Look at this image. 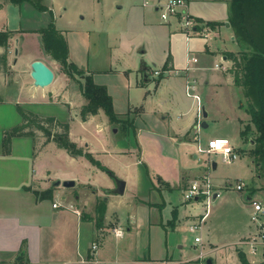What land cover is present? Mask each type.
I'll return each mask as SVG.
<instances>
[{
	"label": "crops",
	"instance_id": "1",
	"mask_svg": "<svg viewBox=\"0 0 264 264\" xmlns=\"http://www.w3.org/2000/svg\"><path fill=\"white\" fill-rule=\"evenodd\" d=\"M50 1L48 7L52 9V0ZM115 1L120 2L117 7L118 10L126 12L132 17L146 19V14H158L155 4L164 0ZM146 1H149L150 4L145 5ZM186 1L188 10L196 20L197 26L194 29L195 32L191 36H187L180 29L177 20L174 19L167 23L169 26L175 23L177 30L174 31H179L183 36V45L179 46L175 39L178 34L173 32L170 34V45L167 49L169 51H166L163 58L164 66L168 56L171 55L172 57V70L168 71V76H176L175 73L180 72L182 77L193 76L197 79L195 70H208L211 67L208 65L211 59L221 57L227 63L229 76L215 79L206 77L204 81L197 80L196 92H200L204 84L213 85L215 89L220 91L225 87L235 86L239 89L242 104L246 108L242 89L234 84V77L230 71L232 62L224 55L225 51H232L224 45L225 36L229 35L236 43L234 31L231 25H227L229 22V1ZM152 3L154 6L151 5ZM7 5L9 4L0 0V12ZM211 23L216 24L211 25ZM1 29H9L7 23H3ZM31 33L27 32L23 35L26 37ZM209 34L223 41V44L218 48H212L207 41ZM16 39L15 42L18 43ZM142 50H140L141 53ZM2 52L3 49L1 48L0 54ZM14 55L17 56L15 50ZM15 57L12 70H15V62L19 59H15ZM38 59L44 61L54 71V80L56 78L58 82L63 80L59 84L62 89L66 90L67 87L62 85L64 81L68 80L67 74H57L50 60L44 56H32L23 70L28 67L31 72V63ZM193 59L197 60L194 61ZM188 64L192 67L189 71L186 69ZM219 67L221 66L219 65ZM219 67L214 64V68ZM98 76L95 75L96 78ZM165 77L166 74L163 78ZM162 79L155 82L157 88L162 83ZM8 83L7 75L0 72V85L5 86ZM146 83L143 79L138 84L144 86ZM101 84L107 85L106 83ZM107 87L113 97L116 110L115 98L109 83ZM43 89L44 102H61L71 108L70 102L62 100L63 93H59L60 90L50 88V86ZM164 99L161 102L164 108L156 111H147L143 104L135 105L130 101H128L125 111L116 110L122 115L126 114L130 107H141L140 112L135 116V130L129 128L124 135H121L124 136V141L117 138L119 135L115 133L116 128L113 129L115 134L110 135L108 133L107 136L102 135V129L97 126L99 134L95 133L97 135H94L95 140L90 139L89 141V138L84 136L80 137L81 141H75L80 146H86L108 170L126 181L124 194L121 195L110 193L115 182L109 171L93 165L82 156L78 158L85 159V167L90 164L91 168H94L93 176L56 171V178H61L58 179L61 184L57 185L52 170L45 166L41 168L38 166L41 150L47 144L54 143L52 141L45 143V138L42 136L37 138L38 145L42 147L38 146V151L34 148L35 144L32 137L16 136L12 139L11 153L5 154L3 149L4 132L18 124L21 117L17 112L12 118L13 123L3 125L0 122V264H91L90 262L93 260L100 264H128L144 261L185 263L198 259L203 261L199 256L201 250L205 255L208 254L212 257L205 258V260L211 259L213 264H241L238 249L242 250L253 264L264 261V250L261 252L262 259L256 261L247 253V250L251 249L250 245L244 244L258 234V225L251 220L250 199H258L256 193L252 194V188L247 192L245 204L248 208L246 210L242 207L239 208V210L242 209L240 210V217L244 221L241 219L238 221L240 226L235 231L227 235L221 234L222 231L218 228L217 223L221 214L212 217L209 211L210 214L208 213L204 220L201 230L193 233L194 241L191 248L186 250L185 246L181 244L180 248L184 251L177 257L169 253L167 246L170 241L169 237L174 235V241L181 243V239L176 238L181 236L180 227L185 225L189 230V226L205 212L204 205L199 199L193 201L184 199V190L195 180L202 179L204 176L210 177L211 173L208 163L202 164V160H199L197 148L195 151L190 148L193 141L196 145L195 134L198 130L196 127L198 117L185 118L181 113L182 115L174 118L171 109L174 106L179 107V102L175 101L170 91ZM15 103L18 102L15 101ZM201 103L206 111L202 98ZM0 104L3 103L0 102ZM194 107L197 110L196 114H198L196 100H194ZM96 116H91L87 121L80 119L83 123H88ZM209 116L210 114L207 112L206 119ZM249 119L250 114L246 122ZM242 128L243 123L241 122L240 131ZM216 133L219 132L214 134ZM197 134L199 136V132ZM215 138L228 137L218 135ZM236 150L239 151V155H242L243 152L240 148ZM103 155L108 156V165L99 159ZM189 159H197L201 162L199 165H192L189 163ZM215 168H217V164ZM105 173H108V180ZM68 179H73L75 185L64 187L62 181ZM211 184L212 187L216 188V191L220 192V196L214 199L213 204H217L219 201L220 204H223V200H225L223 197L226 192L223 190L224 187L213 184L212 181ZM49 189H53V197L42 195ZM77 189L80 191H76ZM105 190L108 192V197L103 199ZM99 196L106 201L107 211L102 227L98 228L95 220V208ZM117 196L121 198L115 200L114 197ZM54 203H58V207H55ZM128 205L132 206L130 210H122ZM115 228H121L124 231L123 235L117 236L114 233ZM159 230L166 234L167 245H165V250L167 252L163 253L164 255L153 256L151 239H148L147 235L149 236ZM140 234L145 235V239L142 237L139 240L136 237ZM196 236L201 237V242L195 241ZM93 244H97L95 249ZM106 247H108L107 251L105 250Z\"/></svg>",
	"mask_w": 264,
	"mask_h": 264
},
{
	"label": "rangeland",
	"instance_id": "2",
	"mask_svg": "<svg viewBox=\"0 0 264 264\" xmlns=\"http://www.w3.org/2000/svg\"><path fill=\"white\" fill-rule=\"evenodd\" d=\"M50 2V0L45 1L49 6ZM115 2L114 0H52L51 8L54 13V22L68 40L70 60L86 72H94L95 75H99L97 78L95 77L98 82L110 84L117 111H125L128 101L135 105L143 104L147 111L163 109L161 102L165 100L164 98L167 97L170 91L175 101L179 102V107L174 106L171 109L173 117L177 118L178 115L183 113L185 118L190 116L197 118V110L194 107L195 99L193 96L186 94V78L180 76V72L175 73L176 76H168V71L162 67L165 53L169 51L167 49L170 45V34L172 32L178 34L175 38L178 45H183V36L179 31H174L175 29L177 30L175 23L172 26L167 25L161 19L159 12L158 14H146V19L132 17L126 12L118 10L117 7L120 2ZM146 2L145 5L150 4L149 1ZM151 5L154 6L153 3ZM49 21V12L38 11L30 3H25L22 6L9 4L0 12V27L3 23H7L8 28L11 30L20 28L40 29L46 27ZM19 37H23V39L20 40ZM16 38H18V43L15 42ZM207 39L212 48H218L223 44V41L216 39L210 34ZM224 45L232 51L240 49L239 45L229 35L225 36ZM16 48H18L17 56L14 55ZM142 49L145 50L144 53L140 52ZM34 55L44 56L50 60L57 74L65 73L58 61L44 53L40 34L32 32L26 37L23 34L14 36L9 56L11 69L14 65V57L16 56L15 59H19L15 62L16 66L15 70H12V75L7 76L9 83L5 86L0 85V97L3 98V102H1L3 104H0V122L3 125L13 123L12 118L17 114L15 108L17 104L15 101H17L31 111L69 121L72 126L71 136L74 141H81L80 137L84 136H87L89 141L90 139L95 140V136H97L95 133L99 134L97 127L102 129V135L108 136V133L110 135L116 133L119 135L117 138L124 141V136L121 135L125 133L120 126L108 123V117L103 111L88 123L81 121L80 109L86 100L81 93L79 85V79L81 78L78 75L76 78L66 75L68 80L64 81L62 85L67 87L66 90L60 86L63 80L58 82L57 78L50 85V88L58 89L60 90L59 93H63L62 100L70 102L71 108L61 102H44L42 96L44 89L34 85L28 67L23 70L26 63ZM142 64L149 67L151 75V81L144 86L138 84L143 80ZM214 64H218L221 67L214 68ZM208 65L211 66L208 70L193 71L198 76L197 79L193 76H189V78H193L197 83V80L204 81L206 77H211V79L224 78L230 74L226 67L227 63L221 57L212 58ZM156 71H159V74H156ZM165 74L166 77L163 78ZM160 79H162V83L157 88L155 82ZM199 95L204 100L206 111L210 114L208 119L203 116L198 118L200 120L199 138L202 146L206 147L208 141L213 137L223 135L231 140L234 151L238 155V158L234 160L224 161L221 154H199V160H202L200 162L202 164L204 162L208 163L211 173L209 178L212 183L222 185L224 187L223 190L226 191L223 197L225 198L223 204H220V201L217 204L212 203L210 212L212 217L221 214L217 219L218 228L222 231L221 234L227 235L240 226L238 225L240 219L243 220L240 217V210L242 209L239 210V208L242 207L245 210L248 208L245 203L249 189L252 188V194L256 193V197L264 203V169L259 168L258 164L248 154V151L254 145V134L249 133L245 139L241 137V122L243 127L249 124L246 122L249 118V113L242 104L239 89L234 86L225 87V89L220 91L215 89L213 85L207 86L204 84ZM140 110L141 107H130L128 111H131L130 116L135 118ZM122 115L124 116L125 114ZM204 121L208 126H202ZM251 127L253 130L252 124ZM115 128L116 131L113 130ZM215 132L219 133L214 134ZM35 146L36 151L41 147L38 145L37 140ZM190 148L195 151L196 145L194 141L191 143ZM235 148H240L241 152H243L242 155H239V151ZM40 154L38 166L40 168L45 166L51 169L55 180L61 179L60 177L56 178V171L61 173H79L88 177L93 176L94 168H91L87 161L88 167H85V159L81 160L78 157H72L65 149H58L54 143L47 144ZM99 159L108 165V156L103 155ZM199 160L189 159V163L199 165ZM214 162L217 164V168L213 167ZM105 174H107L105 176L108 180V173ZM240 181L245 184L244 189L241 191L236 188L237 183ZM212 188L213 190L216 189ZM76 191L79 192L80 190L77 189ZM103 194V199L108 197L107 190ZM114 198L117 200L121 197L117 196ZM99 199H102V197L99 196ZM131 207V205H128L127 208L122 210H130ZM179 230H181V236L176 238H180L181 243H176L174 235H172L169 237V245L166 243V234L160 230L149 236L147 235V238L151 239L153 256L165 254L167 252L165 245L168 246L169 253L174 257L184 251L180 248L181 244L185 246L186 250L191 248L194 234L185 225L181 226ZM136 237L140 240L142 237L145 239L146 236L140 234L136 235ZM263 246L264 244L258 246V251L255 254H252L251 249H248V255L256 261L261 260V252L264 250ZM107 248H105L106 251ZM205 258L212 257L206 254Z\"/></svg>",
	"mask_w": 264,
	"mask_h": 264
},
{
	"label": "trees",
	"instance_id": "3",
	"mask_svg": "<svg viewBox=\"0 0 264 264\" xmlns=\"http://www.w3.org/2000/svg\"><path fill=\"white\" fill-rule=\"evenodd\" d=\"M46 0H4L3 3L22 6L30 3L38 11L49 12L50 21L46 27L40 29H1L0 48V72L7 76L12 75L9 56L11 53L12 38L17 34L35 32L40 34L42 48L46 55L58 61L62 70L71 78L80 76L79 85L86 102L81 106L80 118L87 121L91 116L105 113L111 124L120 126L125 133L129 128L135 130V118L131 117V111L124 116L120 115L114 107V100L107 85L95 80L94 72H86L70 60L69 43L64 33L57 28L54 22L53 10L45 3ZM229 23L234 31V37L239 50L225 51L224 55L232 62L230 71L234 77V84L242 89V95L248 113L249 124L241 130V137L245 139L249 133H253V147L248 154L264 169V0H228ZM216 23H211L215 25ZM20 40L23 37H19ZM172 57L168 56L163 69L172 70ZM11 78V77H10ZM12 79V78H11ZM10 79V80H11ZM3 98L0 97V102ZM17 112L21 117L18 124L4 132L3 149L5 154L12 150V139L16 136H30L36 144L40 136L45 138V143L54 142L58 148L65 149L71 156H82L99 168L110 171L104 166L88 148L78 145L70 136L71 124L62 121L55 116L42 115L31 111L20 103L16 104ZM251 124L254 129L252 130ZM40 132V133H39ZM36 149V146H34ZM53 197V189L42 193ZM107 211L106 201L99 199L95 208V220L97 227H102ZM85 217V214H84ZM241 264H253L246 254L238 252ZM207 261V260H206ZM128 264H204V261L192 260L185 263L171 261H144ZM207 264V262H206ZM264 264V261L258 263Z\"/></svg>",
	"mask_w": 264,
	"mask_h": 264
},
{
	"label": "built area",
	"instance_id": "4",
	"mask_svg": "<svg viewBox=\"0 0 264 264\" xmlns=\"http://www.w3.org/2000/svg\"><path fill=\"white\" fill-rule=\"evenodd\" d=\"M147 4V2H146ZM155 7L158 9L160 13L161 19L166 22L170 23L172 20H177L180 29L186 33L187 36H191L195 31V27L197 26L196 20L191 15L188 10V3L186 0H164L160 1L155 4ZM196 61L197 59H193ZM216 67H219L216 64ZM188 71L192 69L191 65L188 64L186 68ZM159 74V71L155 72ZM186 94L189 96H193V98L198 103V118L203 116V106L201 105V97L199 93L196 92V81L193 78H186V85H185ZM199 123L200 120L198 119L197 123V131L195 134V141H196V148L197 152L210 155L212 153H217L222 155V159L224 161H231L235 158H238L237 153L234 151V148L231 144L229 138H213L208 141L207 146L203 147L198 136L199 132ZM244 182H238L236 188L238 190L244 189ZM220 196V192L213 190L211 180L209 176H204L202 179L195 180L188 188H186L183 192V197L186 201H193L197 197L203 203L205 212L203 215L199 216L197 220H195L190 226L189 231L192 233H197L201 230L204 220L206 219L211 204L213 203L216 197ZM251 203V220L252 222L258 225V234L252 240L244 242V244H249L251 247V253H257V247L261 244H264V203L256 198L250 199ZM55 207H58V203H54ZM114 233L117 236H122L124 231L121 228H115ZM196 242H201V237H195ZM97 244H93V248L95 249ZM200 258L203 259L204 264H206V260L204 259L205 253L201 250ZM91 264H100L98 261H91Z\"/></svg>",
	"mask_w": 264,
	"mask_h": 264
},
{
	"label": "water",
	"instance_id": "5",
	"mask_svg": "<svg viewBox=\"0 0 264 264\" xmlns=\"http://www.w3.org/2000/svg\"><path fill=\"white\" fill-rule=\"evenodd\" d=\"M227 25H230L229 22H227ZM18 42V39H16ZM144 50H142V53ZM15 54H18V48L15 49ZM141 70L143 72V79L145 82H149L151 80L150 75L148 73L149 67L145 64H142ZM30 75L33 79L34 85L39 87H48L50 86L55 78L54 71L42 60H34L31 63V72ZM203 117H207V112L205 111V108L203 107ZM206 122H203L202 126H206ZM214 168L216 167V163H213ZM109 174L113 177L115 186L114 188L110 189V193L113 194H124L125 187H126V181L118 176H116L113 172L109 171ZM57 185L61 184L60 180L56 181ZM62 185L64 187H72L75 185V181L73 179H68L62 181ZM197 197L196 199H198ZM106 199V198H105ZM207 264H213L211 259H207Z\"/></svg>",
	"mask_w": 264,
	"mask_h": 264
}]
</instances>
